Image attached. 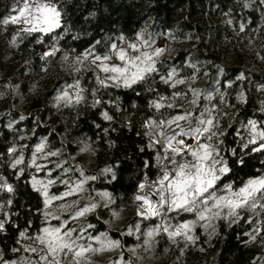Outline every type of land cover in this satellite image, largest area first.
Here are the masks:
<instances>
[{
  "label": "trees",
  "instance_id": "16d2710c",
  "mask_svg": "<svg viewBox=\"0 0 264 264\" xmlns=\"http://www.w3.org/2000/svg\"><path fill=\"white\" fill-rule=\"evenodd\" d=\"M52 2L61 12V27L52 33H27L22 28L6 33L0 23V185L13 189L9 192L0 187V221L4 222L0 264H40L39 255L25 249L35 246L34 238L45 225L59 227L66 221L68 229L76 230L74 238L83 237L81 244L105 234L119 240L125 249L160 223L159 217L145 220L133 210L138 185L146 178L149 183L156 180L163 167L157 161L161 152L150 146L148 121L159 125L162 120L190 113L188 120L180 122L188 129L207 126L198 125L200 119L212 120L205 136L215 135L211 141L203 136L200 140L215 145L217 159L222 158L230 169L217 181L220 189L231 184L237 190L249 179L264 176V150L253 151L261 141L249 143L248 123L254 121L257 131H264L261 0ZM16 6L18 0H0V21L14 13ZM138 34L149 40L165 37L173 51L156 60L155 72L131 87L114 82L102 86L93 68L75 72L67 57L61 56L89 50L94 55H108L113 44ZM48 46L58 49L55 55L44 56ZM174 76L184 83H175ZM71 84L79 86L82 99L54 103L59 92ZM153 101L164 107L156 109L151 106ZM105 112L111 120L103 118ZM41 143L45 147L39 157L36 146ZM9 148L16 151L9 153ZM84 148L91 158L89 168L80 172L73 160ZM53 152L57 155H50ZM16 159L22 162L15 164ZM37 165L42 167L38 170ZM89 172L95 177L90 190L108 193L106 198L75 219L69 217L70 212L58 219L46 217L45 198L33 178L53 181L47 192L56 196ZM123 210L133 213L115 230L111 227L114 217ZM256 212L260 214L238 210L235 217L217 218L212 233L198 223L192 231L193 242L178 237L169 244L157 234L160 264L173 260L264 264V212L259 206ZM194 219L192 213L178 217L168 213L171 224ZM257 227L261 229L258 234ZM22 231L25 237L20 236ZM122 257L120 264H147L125 250Z\"/></svg>",
  "mask_w": 264,
  "mask_h": 264
},
{
  "label": "snow or ice",
  "instance_id": "6c2138e0",
  "mask_svg": "<svg viewBox=\"0 0 264 264\" xmlns=\"http://www.w3.org/2000/svg\"><path fill=\"white\" fill-rule=\"evenodd\" d=\"M261 2L264 3V0H261ZM14 12L16 14L3 19L0 23L26 25V27L22 28V31L42 34L52 33L54 29L61 27V12L52 0H18V6L14 8ZM137 39H139V34ZM126 47L127 49L133 50V52L130 54L125 49H118L117 45L113 44L112 49L116 51L112 54L104 56L94 55L89 50L80 59L91 58L101 72L109 74L104 77H98L99 83L102 86H106L109 82H114L116 86H120L122 82L124 87H131L145 80L148 74L156 71V60L153 57H158L164 50L158 48L150 54L148 51H141L135 43L128 44ZM56 51L58 49L53 47L51 51L45 52L44 56L55 55ZM135 52H139V55H136ZM113 56L123 62V66L110 65L108 62ZM173 75L174 72L169 73L168 80H165V83L171 80ZM175 83L182 84L184 81L177 80ZM61 99H68L67 93ZM80 99L82 97L77 96L76 102H79ZM160 99L162 100L163 98L161 97ZM95 103L98 104L100 101L97 100ZM151 106L156 109L164 107L162 103L157 101H153ZM167 106L172 107L173 105L169 104ZM102 115L105 120L112 119L106 112L102 113ZM190 115V113L176 115L166 122L163 120L160 121L159 125H156L152 121L146 122L148 125L161 128L159 133L161 138L153 139L150 146L155 147L157 144L163 146V158L159 154L157 156L158 163L162 164L163 167L156 180L149 183L146 178L145 182L140 183L137 193L134 196L135 201L139 202L137 208L138 216L145 220L151 219L152 217L160 218V223L148 231L147 236L152 237L156 234L163 233L173 243L176 242L178 237H182L187 242H193L195 238L191 233L201 221L235 217L237 216L238 209L249 207L256 215H259L260 213L256 212L257 204H259L260 212H264V176L250 179L244 187L238 190H233L231 184L224 185L223 189L217 186V181L220 180V176L229 172L230 169L222 158L217 159L219 153L215 145L202 143L200 140L202 136L209 141L212 140L215 133L205 136L210 131V127L213 124L212 120L200 119L198 125H207L204 127H189L187 130L180 128L179 132L173 131L170 135H166L163 132L165 125L170 126L175 124L179 128V121L188 120ZM248 123L253 133V139L249 143L255 144L257 140L261 141L259 147L253 148V151L264 150V131H257V126L254 121H249ZM178 137L180 138L178 139ZM183 137H192L195 143L186 142ZM44 147L43 143L37 145L36 152H41ZM8 151L12 153L16 149L9 148ZM50 155L54 156L57 153L53 152ZM187 157H190V159ZM21 162L20 159L15 160V164H20ZM33 163L35 164V160ZM41 167V165H37L38 170ZM33 179L34 184H39L43 189L46 208L53 200H62L81 190L83 183L82 181L77 183L75 187H69L60 196L50 197L47 192V187L53 181L49 180L47 184H44L42 181ZM88 179H95V177H85V180ZM0 187L6 188L9 192L13 190L10 185H0ZM257 193H260V195L257 196ZM101 195L107 196L108 193H102ZM155 197H158V199ZM95 207L96 205L93 204L91 207L77 210L71 218L75 219L84 216ZM173 212L177 217L181 213H192L195 219L183 220L178 224H171L168 220V213ZM225 212L226 215H224ZM48 215L49 213L45 212V216L47 217ZM54 218L58 219V217ZM175 218L173 217V219ZM65 223L66 221L61 223L59 227H43L40 229V234L34 238L41 246L39 249L41 253L40 259L45 264H62L61 256L68 257L69 254H71L70 264H81V260L85 258L86 253L102 250V248L94 249L91 244L79 243L83 237L78 236L74 238L73 233L76 231L74 229L62 231ZM88 227L93 226L88 225ZM136 227L138 230L139 225ZM3 229L4 222L0 221V231H3ZM25 231L20 232L21 237H25ZM80 231H83V228ZM260 231L261 229L259 227L255 228L257 234ZM251 238L254 240L256 236L253 235ZM89 240L101 241L102 246L109 248L121 246L119 240H110L106 237L104 240H101L99 236L89 237ZM25 251L36 253L37 248L29 247Z\"/></svg>",
  "mask_w": 264,
  "mask_h": 264
},
{
  "label": "rangeland",
  "instance_id": "374dc122",
  "mask_svg": "<svg viewBox=\"0 0 264 264\" xmlns=\"http://www.w3.org/2000/svg\"><path fill=\"white\" fill-rule=\"evenodd\" d=\"M14 14H16V13L14 12V13L10 14L9 16L4 17L3 19L8 18ZM24 27H26V25L12 24V23L4 24V28H5L6 33H9L11 30H13L15 28H24ZM137 36L138 35H136L135 37H132V38H125L121 44L117 45L118 49L123 48L131 54L133 52V50L127 49L126 46L128 44H132V43L137 44L138 48L141 51H148L150 54L155 49H158V48L163 49L164 51L158 57H153L155 60H163L167 56H170L172 51H173V47L171 45H169V43L166 41L165 37L157 39V40H149L148 38L144 37L141 34H139V39H137ZM149 45H150V47H149ZM53 47L54 46H48L47 48L44 49V53L51 51L53 49ZM115 51L116 50L112 49V47H111L109 54H112ZM84 53L73 54L70 56H66L65 54H62L61 56H62V58L67 57L70 68L75 72L79 71L82 67H91L96 71L97 77H104L106 75H109V74H105V73L101 72L96 67V65L93 63L91 58L80 59ZM135 54L139 55V52H135ZM108 63L110 65L115 64V65L123 66V62H121L115 56H113V58ZM174 78L177 80L179 79V78H176L175 76H174ZM109 83H111V82H109ZM65 93H67L68 99H61V97H63ZM79 93H80L79 86L77 84H71L67 87H64L59 92V94L54 98V103H56V104L66 103V102L68 103V102L74 101V100H76L77 96H79ZM180 122L181 121H179V126H180ZM156 125H158V124H156ZM180 128H183L186 130V128H184L183 126H180L178 128L175 124L170 125V126L165 125L163 127V132L166 135H170L175 130L180 131ZM250 130H251V128H250ZM160 131H161V128H159V127H155V126L150 127V134H149L150 142H152L153 139L161 138L159 136ZM252 139H253V133L251 131V140ZM192 143H195V142L193 141ZM156 147L161 152L162 158H163V155H164L163 146L160 144H157ZM39 155H40V153H38V156ZM90 158H91L90 152L85 148L81 149L76 154V156L73 160V164L76 163L78 169L80 170V172H82L83 169L89 168L88 160ZM187 158L190 159V157H187ZM85 177H93V173L89 172V173L85 174V176H83L82 179L77 180L74 184L69 186V187H75V185L77 183H80L83 181L81 190L77 191L75 194H73L71 196L65 197L62 200H53L47 208L45 207V212L49 213L48 216L50 218L57 217L60 214L66 213V212L71 213V215L69 216L71 218L72 216H74V214L77 210H80V209L85 208V207H91V205L97 204V203H99L100 200L106 198V196L101 195L104 192H102V191L97 192V191L90 190L89 185L91 184V180H93V179L85 180ZM251 179H254V178H251ZM35 180L42 181L44 184H47V182L49 181V179H42V178H35ZM35 185H37L43 193V189L41 188V186L39 184H35ZM50 185H48L47 189L49 188ZM244 185L242 187H244ZM69 187L66 188L63 192H61L60 194H58L56 196H60L62 193L66 192L69 189ZM137 190H138V188H137ZM137 190H136L134 196L136 195ZM256 195L259 196L260 193H257ZM133 206H134L133 210L135 213L134 203H133ZM258 206H259V204H257V207ZM238 210H247L249 212H253L250 209V207L245 208V209H238ZM238 210H237V212H238ZM132 213H133V211L130 212V211H126V210H123V211L117 213L114 217V223H113V225H111V227L115 230H119L120 225L126 220L127 216L131 215ZM224 215H226V212L224 213ZM216 219H213L211 221H201L200 224L208 233H212L214 230V225H215ZM66 223L64 224V229H62V231L69 230L66 227ZM44 227H53V226L45 225ZM150 230L151 229H148L142 238L136 239L135 241H133V245L131 247H128L125 249H124V246L122 245L121 242H120V245H121L120 247L109 248L107 246H102L101 241L89 240L88 244H91V246L94 249L102 248V250L101 251H90V252L86 253L85 258L81 260V264H120L122 262V258H123L122 253L124 250L127 251L129 255L132 254L135 258H137L139 260V262H145L147 264H160L161 255H159V253L156 251L157 234L152 236V237H148L147 232ZM161 234L164 236V238L170 244V240L167 237V235L163 234V233H161ZM191 235H192V233H191ZM98 236L101 237V240H104L105 237L107 239H110V240H117V239H111L108 236H106L105 234H103V235L100 234ZM34 247L37 248L36 253L39 255V258H40L41 253H40L39 249L41 246L37 242ZM70 261H71V254H69L68 257H64L63 255L61 256L62 264H70ZM170 262L168 264H170ZM40 264H45V262L40 259Z\"/></svg>",
  "mask_w": 264,
  "mask_h": 264
},
{
  "label": "water",
  "instance_id": "95a60500",
  "mask_svg": "<svg viewBox=\"0 0 264 264\" xmlns=\"http://www.w3.org/2000/svg\"><path fill=\"white\" fill-rule=\"evenodd\" d=\"M187 130V129H186ZM175 132H179L178 130H175ZM195 142V141H194ZM147 190V189H146ZM156 198V197H155ZM133 203H134V205H135V214L137 215V208H138V204H137V202L135 201V199H134V201H133ZM138 216V215H137ZM140 217V216H139ZM174 263H176V261H171L170 262V264H174Z\"/></svg>",
  "mask_w": 264,
  "mask_h": 264
},
{
  "label": "bare ground",
  "instance_id": "6f19581e",
  "mask_svg": "<svg viewBox=\"0 0 264 264\" xmlns=\"http://www.w3.org/2000/svg\"><path fill=\"white\" fill-rule=\"evenodd\" d=\"M180 137H178L179 139ZM183 139L186 141V142H193V139L192 137H183ZM156 199H158V197H156ZM137 202V201H136ZM137 204H139V202H137Z\"/></svg>",
  "mask_w": 264,
  "mask_h": 264
},
{
  "label": "built area",
  "instance_id": "2783aa9c",
  "mask_svg": "<svg viewBox=\"0 0 264 264\" xmlns=\"http://www.w3.org/2000/svg\"><path fill=\"white\" fill-rule=\"evenodd\" d=\"M174 264H185V263H183L181 260H178L176 263H174Z\"/></svg>",
  "mask_w": 264,
  "mask_h": 264
}]
</instances>
